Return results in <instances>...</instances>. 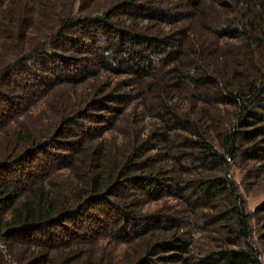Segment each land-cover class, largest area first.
Instances as JSON below:
<instances>
[{"label": "trees", "instance_id": "trees-1", "mask_svg": "<svg viewBox=\"0 0 264 264\" xmlns=\"http://www.w3.org/2000/svg\"><path fill=\"white\" fill-rule=\"evenodd\" d=\"M214 2L204 22L112 8L36 27L0 0V264L263 263L227 167L264 160V0ZM139 17L181 27L157 36ZM164 196L182 211L142 208Z\"/></svg>", "mask_w": 264, "mask_h": 264}, {"label": "rangeland", "instance_id": "rangeland-1", "mask_svg": "<svg viewBox=\"0 0 264 264\" xmlns=\"http://www.w3.org/2000/svg\"><path fill=\"white\" fill-rule=\"evenodd\" d=\"M191 1L192 0H10L9 5L11 9H24V16L28 19L29 16H31V18L33 16L36 27L49 26L52 22L51 20L61 11H72V13H74L77 17L93 18L94 16L102 15V12L106 10L111 11L112 8H115L117 11L120 9H125L126 11L132 10L134 14L137 13L136 15H139L141 12L143 15L146 11L159 8L169 17L176 15V18L174 17L175 19L180 18V16H186L191 11H195L196 15L201 13L203 16L202 22H204L206 17L215 18L217 14H220L218 6L215 5L216 2H214V0H201V7L197 6L196 8H192L190 4ZM167 18L168 17L166 16L164 19ZM119 19L125 20L127 18H123L121 16ZM139 19L140 20H137L138 27L143 26L142 28L145 30L149 29L150 33L157 36L174 32V30L177 29L175 27L180 26L179 22L173 24H156L142 19V17H139ZM126 21H128V19L125 20V22ZM128 23L132 24L130 21H128ZM183 23L186 25L187 21ZM198 25L199 23L197 18H195L194 21L191 20L192 27H198ZM119 77L122 78V76ZM64 91L66 92L68 90L60 88L52 92L47 96L46 104L53 101L58 93H63ZM138 108L140 107L138 106ZM143 112L144 111L141 109L139 110V113ZM212 112L217 117H221L224 114L229 113L230 108L225 105L218 104L212 109ZM132 116L134 118L138 116L136 108H132ZM140 120L146 127L144 130L145 132L148 131V129L155 127L153 126L155 125V119L153 117L150 118L145 115L142 116ZM117 125L119 128V134L117 135L113 131V137H115L114 141H118L120 139L121 133L126 135H129L130 133L127 123L123 120L118 121ZM102 136L107 139L110 138V131L104 132ZM227 173L234 182L236 190L242 199L244 211L249 213V241H252L253 245L260 250V257L263 262L262 264H264V213L262 211L254 210L255 206L261 200H264V160L253 161L241 159L239 157L231 158L229 159ZM161 206L164 209L165 206H170L172 209H176V213H179V210L182 211V205L172 196H164L162 199L160 198L159 200L143 205L142 208L144 210H150ZM185 213H187V211H185ZM190 220H192V218L184 215L181 227L182 230L193 234L194 240L202 239V234L195 232ZM114 245L115 247L111 248L108 244H105V248L102 250V255L106 258H110L114 255V253L119 252V254H122V251L126 248L125 245L120 243Z\"/></svg>", "mask_w": 264, "mask_h": 264}]
</instances>
